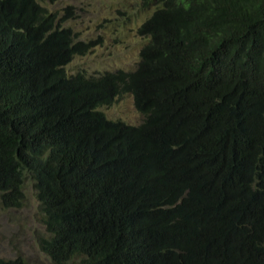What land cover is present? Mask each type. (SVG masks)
I'll list each match as a JSON object with an SVG mask.
<instances>
[{
	"label": "trees",
	"instance_id": "1",
	"mask_svg": "<svg viewBox=\"0 0 264 264\" xmlns=\"http://www.w3.org/2000/svg\"><path fill=\"white\" fill-rule=\"evenodd\" d=\"M140 1L137 68L70 75L71 7L0 0V202L31 176L54 264H264V0Z\"/></svg>",
	"mask_w": 264,
	"mask_h": 264
},
{
	"label": "rangeland",
	"instance_id": "2",
	"mask_svg": "<svg viewBox=\"0 0 264 264\" xmlns=\"http://www.w3.org/2000/svg\"><path fill=\"white\" fill-rule=\"evenodd\" d=\"M58 17L71 7L72 15L61 25L70 28L75 40L89 44L83 54H76L64 65L74 75L102 74L107 71H134L146 39L138 28L154 12L155 5L144 6L140 0H39ZM107 118L137 124L142 116L133 105L131 94L117 95L99 107ZM24 201L19 207L4 208L0 202V258L22 257L30 264H54L40 249L38 238L47 235L33 180L24 177ZM74 257L64 264H79Z\"/></svg>",
	"mask_w": 264,
	"mask_h": 264
},
{
	"label": "clouds",
	"instance_id": "3",
	"mask_svg": "<svg viewBox=\"0 0 264 264\" xmlns=\"http://www.w3.org/2000/svg\"><path fill=\"white\" fill-rule=\"evenodd\" d=\"M141 4H142V3H141ZM149 16H150V15H149ZM149 16H148V17H149ZM148 17H147V18H148ZM139 28H140V27H139ZM139 28H138V29H139ZM141 35H142V34H141ZM143 36H144V35H143ZM144 38L146 39V42H147V38H149V37H145V36H144ZM145 44H146V43H144V45H145ZM144 45H143V46H144Z\"/></svg>",
	"mask_w": 264,
	"mask_h": 264
}]
</instances>
